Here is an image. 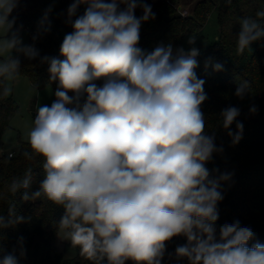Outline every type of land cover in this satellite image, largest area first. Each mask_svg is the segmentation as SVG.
Wrapping results in <instances>:
<instances>
[{
	"label": "clouds",
	"instance_id": "clouds-1",
	"mask_svg": "<svg viewBox=\"0 0 264 264\" xmlns=\"http://www.w3.org/2000/svg\"><path fill=\"white\" fill-rule=\"evenodd\" d=\"M20 2L0 0V99L13 94L21 57L48 65L55 99L50 106L36 105L22 153L39 163L38 187L31 190L28 167L6 183L0 199L21 193L24 202L44 199L63 209L57 233L92 264H162L176 237L186 243L167 253L170 260L264 264V243L250 227L238 220L217 224L222 186L234 173L207 167L224 149L215 130H207L202 110L208 95L196 72V36L188 37L187 50L169 43L147 51L139 46L141 27L156 14L145 0H72L66 15L60 14L71 31L59 56H41L35 41L50 31L53 9H46L33 43L26 44L12 15ZM261 21L264 10L239 20L238 55L264 38ZM209 67L224 70L211 58L205 72ZM250 87L241 80L233 95L242 101ZM257 111L249 107V114ZM240 115L239 107L229 105L218 117L233 146L243 138ZM29 219L10 207L7 217L0 214V229ZM23 244L19 237L21 257ZM0 264H18L16 249Z\"/></svg>",
	"mask_w": 264,
	"mask_h": 264
},
{
	"label": "trees",
	"instance_id": "trees-1",
	"mask_svg": "<svg viewBox=\"0 0 264 264\" xmlns=\"http://www.w3.org/2000/svg\"><path fill=\"white\" fill-rule=\"evenodd\" d=\"M156 14L155 20L144 23L140 32L142 49L151 51L158 44H172L176 48L183 37L199 30L205 23L208 14L216 10L219 34L211 45L200 51L197 57L199 67L196 69L199 78L205 80L204 89L208 100L202 105L209 132H216V143L223 146V153L214 155L213 161L207 165L209 170L219 168L221 171L234 173L232 180L224 184V200L218 205V226L238 220L241 226L250 227L256 239L264 243V38L251 45V51L243 54L236 52V34L240 30L239 20L243 17H256V12L264 10V0H201L193 11L178 6V0H145ZM72 0H21L19 7L13 12L17 17L16 27L22 25L29 35L28 44H32V36L36 34L39 21L46 9L52 7L49 14L50 31L35 41L41 56H59V47L63 37L71 31L63 21L64 13ZM83 7L79 12L82 14ZM187 11L188 14L183 11ZM136 15H142L137 9ZM264 24V21H261ZM21 30V31H22ZM224 65L221 72H213L209 67L205 72V61ZM21 74L29 77L38 88L51 85L55 91L56 84H49L48 65H41L38 60L28 61L21 57ZM248 80L250 95L239 100L233 95L237 83ZM99 85L102 81H96ZM256 105L255 115L249 114V107ZM236 106L241 110L238 120L244 125L242 140L232 145L222 127L219 126V113L227 106ZM50 106V105H49ZM16 103L12 97L0 99V141L4 130L10 126L15 114ZM235 130V124L232 125ZM27 143H22L19 151L12 156L0 154V192L13 177L22 176L28 167L33 169V185L38 187L42 171L38 162L27 161L22 153L27 150ZM21 193L0 199V214L7 217L10 207L16 213L30 218L27 223L0 229V258L16 249L18 264H92L79 254L66 257L55 247L57 224L63 215V209L41 199L35 202H24ZM24 238L25 255H19L18 238ZM254 242V241H253ZM186 243L183 237H176L167 244V252L162 264H187L186 261L169 259L167 253H174L175 247ZM251 243V242H250ZM126 264H134L126 261Z\"/></svg>",
	"mask_w": 264,
	"mask_h": 264
},
{
	"label": "rangeland",
	"instance_id": "rangeland-1",
	"mask_svg": "<svg viewBox=\"0 0 264 264\" xmlns=\"http://www.w3.org/2000/svg\"><path fill=\"white\" fill-rule=\"evenodd\" d=\"M201 0H178V6L193 11L197 2ZM183 11V10H182ZM188 14L187 11H183ZM219 34V24L217 11L213 10L208 14L204 25L197 31L187 33L177 47L189 49L187 40L191 35L196 36L194 47L200 51L211 45L217 40ZM24 43L28 44L29 35L26 29L21 31ZM176 47V48H177ZM175 49V48H174ZM16 103V111L13 115L10 126L4 130L0 141V154L9 152H18L22 143L26 142L28 129L32 125V119L35 118L36 105H50L55 99L54 90L51 85H46L42 88L36 87L28 76L21 74L18 80L13 85V94L11 95ZM58 251L62 252L66 257H74L78 249L72 247L70 243L63 240V234L58 233L54 242Z\"/></svg>",
	"mask_w": 264,
	"mask_h": 264
},
{
	"label": "built area",
	"instance_id": "built-area-1",
	"mask_svg": "<svg viewBox=\"0 0 264 264\" xmlns=\"http://www.w3.org/2000/svg\"><path fill=\"white\" fill-rule=\"evenodd\" d=\"M184 15H185V12H184ZM14 154V152H9L8 155L9 156H12Z\"/></svg>",
	"mask_w": 264,
	"mask_h": 264
},
{
	"label": "crops",
	"instance_id": "crops-1",
	"mask_svg": "<svg viewBox=\"0 0 264 264\" xmlns=\"http://www.w3.org/2000/svg\"><path fill=\"white\" fill-rule=\"evenodd\" d=\"M188 11H190V10H188Z\"/></svg>",
	"mask_w": 264,
	"mask_h": 264
}]
</instances>
